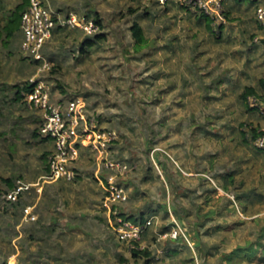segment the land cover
<instances>
[{
    "label": "rangeland",
    "instance_id": "1",
    "mask_svg": "<svg viewBox=\"0 0 264 264\" xmlns=\"http://www.w3.org/2000/svg\"><path fill=\"white\" fill-rule=\"evenodd\" d=\"M21 1L0 0V264H264L260 253L247 256L264 243V156L250 136L264 128V113L255 96L240 98L249 87L264 97L256 4L226 0L228 19L214 26L174 0H44L61 17L100 20L102 38L84 52L82 32L53 30L41 51L49 70L39 78L54 100H82L98 129L116 133L108 159L127 166L115 181L128 198L118 211L153 218L136 245L148 255L133 257L102 206L112 173L95 153L81 150L73 182L47 179L52 145L34 135L39 117L13 88L38 64L22 53L21 32L7 39L2 30ZM6 180L25 185L14 205L3 204ZM171 230L180 238L164 236Z\"/></svg>",
    "mask_w": 264,
    "mask_h": 264
},
{
    "label": "built area",
    "instance_id": "2",
    "mask_svg": "<svg viewBox=\"0 0 264 264\" xmlns=\"http://www.w3.org/2000/svg\"><path fill=\"white\" fill-rule=\"evenodd\" d=\"M160 5H166L169 0H157ZM256 4L255 20L258 33L253 42L260 45L264 51V0H251ZM226 0H174V3L190 12H197L209 18L216 26L219 21H224V3ZM56 28L77 30L85 36L92 37L100 28L94 19L77 17L72 13L61 17L45 5L44 0H28V5L21 14L20 29L22 41L20 49L26 58H30L38 64L37 73L28 80L31 85L28 93L23 94V102L29 110L37 113L39 117L38 133L46 138L52 145V150L47 157L49 172L48 180L73 182L77 178L75 168L80 159L81 150L89 149L97 155L98 167L112 173L102 183L104 209L109 211L113 220V233L120 244L127 245L129 251L137 249L147 230L153 224V218H148L144 223L133 222L122 217L118 211V205L127 202V195L123 187L118 185L115 178L121 176L127 166L117 161L108 159V150L116 141V133L98 129L94 118H89L86 113V105L80 99L56 101L52 97V91L48 82L40 77V74L49 70V63L43 57L41 51L47 40L52 36ZM264 91V88H263ZM250 101L258 106L264 113V97ZM263 101V102H262ZM253 144L264 156V128L257 130V136ZM25 193V185L16 181L12 189L3 197V203L15 204L21 195ZM24 216L30 220L36 217L31 207H25ZM169 239H177L175 230L165 233Z\"/></svg>",
    "mask_w": 264,
    "mask_h": 264
},
{
    "label": "trees",
    "instance_id": "3",
    "mask_svg": "<svg viewBox=\"0 0 264 264\" xmlns=\"http://www.w3.org/2000/svg\"><path fill=\"white\" fill-rule=\"evenodd\" d=\"M253 3V2H252ZM28 5V0H22L21 3L17 4L14 9H12L8 14L7 16L5 17V23L3 25V28L2 30L4 31V33L6 34V38L7 39H11L12 37H14L18 32H21V29H20V22H21V14L22 12L24 11V9L27 7ZM165 6V5H164ZM229 11H225L224 13V18L225 19H228V15H229ZM202 17H205L207 18L205 15L201 14ZM208 20H210L209 18H207ZM94 21H95V24L100 28L101 26V23H100V20L98 19L97 16H95L94 18ZM211 24H212V21L210 20ZM222 26V25H221ZM130 32H131V35H132V38L134 40V44L135 45H141L145 42V39H144V34H143V29L142 27L137 23V22H134L131 27L129 28ZM214 32V31H213ZM89 37L87 36L85 38V40L83 41L81 47H80V51L81 52H84L86 46H92L93 44H95L97 42V40H100L102 38V35L100 34H95L94 35V39H88ZM218 38V37H217ZM33 63L36 64L35 61H32ZM264 85V84H263ZM30 84L27 82L23 83V85L21 86H15L13 87L15 89V94H14V97L16 100H21L23 101V94H26L29 92L30 90ZM249 95H252V96H255L257 97L258 99H262V97L260 95L257 94V92L253 89V88H246L245 91L240 95V98L243 100V101H246L247 99V96ZM248 110H252L256 107H251L249 105H246ZM257 130L255 127H251L250 128V136H251V140L253 141L255 139V137L257 136ZM34 135H38L39 136V133H35ZM43 140H47L46 138H43ZM48 141V140H47ZM116 141H114L115 143ZM46 159V156L43 157ZM45 170L48 174L49 172V169H48V164H47V160H46V163H45ZM104 181H106L104 179ZM9 187H11V189L13 188V184L10 180H6L5 181ZM13 185V186H12ZM216 188V187H215ZM222 188L224 190L227 189L226 186H222ZM18 203V202H17ZM4 205H14V204H5L3 203ZM16 204V203H15ZM4 208V206H2V209ZM120 215L122 217H125L133 222H140V223H144L146 221V219L143 218V215L141 214L139 217L135 218V219H131L132 216H127L126 214L123 215L120 213ZM172 226H175L174 223H172ZM163 231H167L166 229H164ZM180 238V237H179ZM177 238V239H179ZM177 239H170V240H177ZM119 243V242H118ZM257 247H253L250 246L247 248V251H249L251 248H254L253 252L248 254L247 256H252L254 257L257 253H260L262 254V256L264 257V243L261 244L259 243L258 245H256ZM239 250V248H237L233 253H230L228 255V260L231 259V256L236 253L237 251ZM131 253H132V256L133 257H138L140 254H144V255H148V252L147 251H144V250H139V249H132L131 250ZM262 262H264V258L261 259Z\"/></svg>",
    "mask_w": 264,
    "mask_h": 264
}]
</instances>
